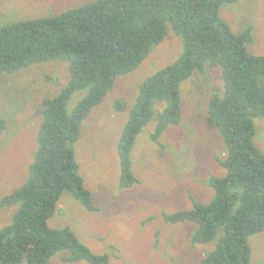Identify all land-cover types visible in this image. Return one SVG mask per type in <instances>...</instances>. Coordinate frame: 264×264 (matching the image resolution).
I'll return each mask as SVG.
<instances>
[{
    "label": "trees",
    "instance_id": "1",
    "mask_svg": "<svg viewBox=\"0 0 264 264\" xmlns=\"http://www.w3.org/2000/svg\"><path fill=\"white\" fill-rule=\"evenodd\" d=\"M236 0H93L45 16L0 26V74L33 63H68V80L41 101L37 146L26 180L0 198V208L15 206L0 227V264H48L58 251L66 260L107 264L106 253H94L68 227L50 228L48 219L63 192L86 209L97 210L78 173L74 145L80 126L112 88L114 80L135 70L168 26L180 37L182 51L172 63L140 85L117 142L119 188L137 182L130 154L141 129L154 118L155 102H163L151 139L181 119L180 84L206 65L219 66L221 92L207 103V124L219 130L226 147L218 162L223 176H211L210 202L165 215L171 223L195 224L193 243L217 237L199 264H251L248 238L264 231V152L254 143L253 119L264 117V54L248 51L250 27L235 33L219 10ZM85 94L69 111L71 95ZM121 106V105H120ZM5 121L0 118V135Z\"/></svg>",
    "mask_w": 264,
    "mask_h": 264
},
{
    "label": "rangeland",
    "instance_id": "2",
    "mask_svg": "<svg viewBox=\"0 0 264 264\" xmlns=\"http://www.w3.org/2000/svg\"><path fill=\"white\" fill-rule=\"evenodd\" d=\"M90 1L0 0V26L56 16ZM219 14L235 33L250 27L253 41L248 51L264 54V0L224 3ZM181 51L180 37L168 26L163 41L152 47L135 70L115 78L105 98L80 126L74 145L78 173L97 210L86 209L72 194L63 192L48 226H68L92 252L106 253L107 264H199L215 246L217 237L203 244L191 241L194 223H171L164 216L190 209L194 202H210L214 193L209 178L225 174L218 162L225 155V144L219 130L208 126L206 120L212 92L222 90L219 66L206 65L203 72L195 71L180 84V122L168 126L157 141L150 136L156 113L164 103H154V118L141 129L130 154L137 182L127 188L118 187L116 146L140 85L176 60ZM68 77V63L60 60L0 74V118L5 121L0 135V198L26 180L37 146L41 101L56 94ZM85 92L71 95L69 111ZM252 119L254 143L264 152V117ZM15 208H0V227L11 220ZM248 243L251 264H264V231L250 236ZM67 255V251H58L48 264H89L66 260Z\"/></svg>",
    "mask_w": 264,
    "mask_h": 264
}]
</instances>
